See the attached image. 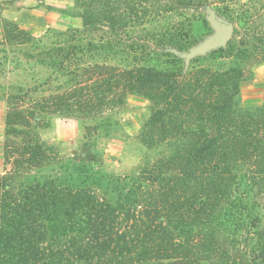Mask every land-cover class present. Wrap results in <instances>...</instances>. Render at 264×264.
Instances as JSON below:
<instances>
[{"label": "trees", "instance_id": "trees-1", "mask_svg": "<svg viewBox=\"0 0 264 264\" xmlns=\"http://www.w3.org/2000/svg\"><path fill=\"white\" fill-rule=\"evenodd\" d=\"M209 6L229 16L208 0H73L60 12L81 18L83 30L58 33L65 38L50 47L0 16V68L24 59L46 71L32 92L52 90L29 97L17 83L7 97L3 156L11 169L0 175V264H264V97L259 107L240 108L239 64L183 72L169 49L193 45L197 18L183 13ZM99 32L105 41L83 44ZM236 38L234 27L214 53L264 54V34ZM116 57L131 63L106 65ZM160 57L172 64L148 65ZM128 95L151 104L140 143L161 148L139 174L95 171L89 156L62 162L40 142L42 115L99 118ZM253 192L260 207L250 205ZM238 230L249 235L241 248Z\"/></svg>", "mask_w": 264, "mask_h": 264}, {"label": "rangeland", "instance_id": "rangeland-1", "mask_svg": "<svg viewBox=\"0 0 264 264\" xmlns=\"http://www.w3.org/2000/svg\"><path fill=\"white\" fill-rule=\"evenodd\" d=\"M208 1L220 10L225 11V13H229V16L226 15V17L217 15L236 28L238 42L244 41L245 37L251 38L258 33L264 34V0ZM72 6L73 0H0V16L15 23L44 45L50 47L55 43L57 45L59 39L65 38L58 33H66V36H68L73 32L83 30L81 18L60 12ZM208 8L214 10L211 6ZM208 8L202 9L200 13H193L192 11L183 13L184 17L197 18L193 22L190 34L194 40L193 45L211 33L209 24L206 21V10ZM200 16L205 19L206 24L203 19L199 18ZM139 35H144V32L140 31ZM85 37L83 44L88 41L99 44L107 38L104 32L89 34L88 37ZM2 40L3 27L0 24V42ZM123 42L128 43L127 40H123ZM1 48L0 46V50ZM22 48L28 49L29 46L25 45ZM169 49L174 55H176V52H180L176 49ZM248 51L251 54L250 57L243 56L239 57L238 60L236 57H230L224 52H211L206 56L193 59L187 67L184 64L183 72H193L206 67L212 70H225L239 64L244 71V79L240 84L239 107L242 109L259 107L263 104L264 97V54L260 51L252 52L250 48H248ZM2 56L3 54H0V60ZM8 57V60H13L15 55L8 53ZM18 59L19 65L17 68L12 61L8 65L5 64L2 69L0 68V175L11 169V160L6 162L3 156V145L6 140L5 116L8 111L7 97L12 92L11 87L18 83L30 88L31 96L29 97H40L49 95L52 92L51 87L40 88L39 91L32 92L36 82L38 83L39 79L45 76L42 72L46 71L38 65L28 64L24 59L19 57ZM168 59L167 57L156 58L148 65L165 69L172 64L171 62L166 63L169 61ZM128 62H122L116 57L107 60L106 65L127 66L131 63ZM140 64H143V62H140ZM90 83L88 82V84ZM150 112L151 104L146 98L141 95H128L125 104L121 108L109 115L107 112L99 118L58 114L42 115L40 124L35 125V131L38 133L39 140L47 152L62 162H67L76 156L80 157L81 160L89 156L92 161L98 162L95 171L99 169L104 174L114 176L137 175L144 167H150L159 157L161 151V148L147 149L139 141L140 131L148 120ZM108 124H111L109 131ZM100 126L106 131L99 130L98 127ZM88 128L91 131L86 135ZM90 134L91 137H89ZM12 139L19 142L17 138ZM85 143L89 150L83 148ZM84 162L86 163V160ZM57 166L52 165L53 168ZM258 198L255 192L250 193V205L254 204L255 207H260L256 204V202L259 203ZM253 211L254 213L256 211L261 213L260 208L253 209ZM232 228L233 226H230V229ZM247 236L249 237L245 231H236L233 235L234 245L241 248L242 243L248 239Z\"/></svg>", "mask_w": 264, "mask_h": 264}, {"label": "water", "instance_id": "water-1", "mask_svg": "<svg viewBox=\"0 0 264 264\" xmlns=\"http://www.w3.org/2000/svg\"><path fill=\"white\" fill-rule=\"evenodd\" d=\"M206 21L209 24L211 33L187 51L175 53L183 59L185 67L197 57H203L211 52L226 48L233 36L234 26L221 19L211 8L206 10Z\"/></svg>", "mask_w": 264, "mask_h": 264}]
</instances>
